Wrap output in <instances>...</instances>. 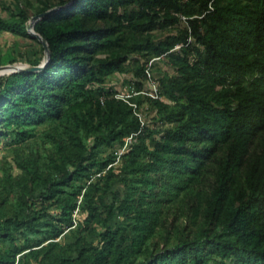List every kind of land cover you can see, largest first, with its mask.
<instances>
[{"label": "trees", "instance_id": "16d2710c", "mask_svg": "<svg viewBox=\"0 0 264 264\" xmlns=\"http://www.w3.org/2000/svg\"><path fill=\"white\" fill-rule=\"evenodd\" d=\"M0 4V264H264V0Z\"/></svg>", "mask_w": 264, "mask_h": 264}, {"label": "rangeland", "instance_id": "374dc122", "mask_svg": "<svg viewBox=\"0 0 264 264\" xmlns=\"http://www.w3.org/2000/svg\"><path fill=\"white\" fill-rule=\"evenodd\" d=\"M1 2H5V3H9L11 2L12 0H0ZM32 5L34 6H37L39 5L40 1H43V0H28ZM51 1H55V0H51ZM1 8H2V5L0 4V13L2 15H4L5 13L3 11H1ZM17 40L18 42L20 43V46H19V50L20 52H27L28 54V57L29 58H33L34 56V53L36 52H39V47L37 45V43L33 40H30V39H23V38H18L17 37ZM14 41V38L13 36H11L10 34H7V33H2L0 34V49L6 47V46H9L13 43ZM37 56L36 57V60H39L40 58V54L39 53H36ZM27 64L25 63L24 59H21L16 65L15 67H23V66H26ZM155 71H154V74L156 75L158 73L159 70H167L168 67L162 63V62H159L156 64L155 66ZM129 76L127 75H120V74H117V73H114L113 75H110L108 78H107V87L108 88H112L113 90H116L118 92L119 95H123L124 92L126 91L125 89V78H127ZM142 115H146V112H142ZM121 152V151H120Z\"/></svg>", "mask_w": 264, "mask_h": 264}, {"label": "water", "instance_id": "95a60500", "mask_svg": "<svg viewBox=\"0 0 264 264\" xmlns=\"http://www.w3.org/2000/svg\"><path fill=\"white\" fill-rule=\"evenodd\" d=\"M59 9H62V8L52 9V10H49V11L43 13V14H40V15L34 16V17L32 18V20H31V23H30V33H31L34 37H36L38 40L41 41V43H42V45H43V48H44V51H45V54H46L47 61H48L49 56H50L49 50H48V48H47V45H46V43L41 39V37H40L38 34H36V33L33 32L32 27H33L34 22H35L37 19L42 18V17L47 16V15H50V14L54 13L55 11H57V10H59ZM47 61H46V63H47ZM44 65H45V64H44ZM44 65H43V66H40V67H34V66H31V67H26V68H20V67H17V68H16V67L3 66V67H0V70H2V69H14V70H19V71H35V70H40V69H42V68L44 67Z\"/></svg>", "mask_w": 264, "mask_h": 264}, {"label": "built area", "instance_id": "2783aa9c", "mask_svg": "<svg viewBox=\"0 0 264 264\" xmlns=\"http://www.w3.org/2000/svg\"><path fill=\"white\" fill-rule=\"evenodd\" d=\"M145 94L153 97V98H157L158 95H157V91H156V88L155 86H152V91L151 92H145ZM120 97H123L122 95H119ZM128 141H130V138L128 139Z\"/></svg>", "mask_w": 264, "mask_h": 264}]
</instances>
